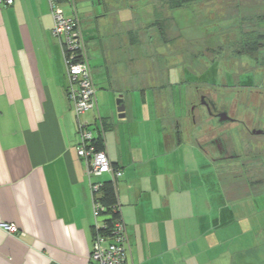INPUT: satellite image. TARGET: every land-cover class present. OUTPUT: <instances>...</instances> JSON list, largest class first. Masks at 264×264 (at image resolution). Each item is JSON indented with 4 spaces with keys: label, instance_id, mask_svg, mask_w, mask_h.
Segmentation results:
<instances>
[{
    "label": "crops",
    "instance_id": "obj_1",
    "mask_svg": "<svg viewBox=\"0 0 264 264\" xmlns=\"http://www.w3.org/2000/svg\"><path fill=\"white\" fill-rule=\"evenodd\" d=\"M135 1L146 2L62 3L65 15L79 20L96 86V105L79 118L67 97L48 0L0 5V223L17 228L0 227V264H92L90 181L112 179L128 259L136 264H264V161L258 158L259 174L236 175L217 166L220 160L204 149L201 134L181 138L198 126L193 115L203 107L191 100L203 93L195 82L202 84L209 70L214 84V63L198 65L205 72L197 77L185 58L156 50L160 39L171 41V30L187 22L186 6L167 11L162 36L155 11L164 10L155 2L165 0H153L154 8L140 13ZM247 2L240 17L264 16V0ZM259 24L263 29L264 21ZM215 29L211 33L219 34ZM245 82L250 96L252 82ZM254 91L264 97L263 87ZM115 98L122 100L123 117ZM184 115L191 116V127L184 126ZM78 120L93 141L102 140L121 177L88 178L77 154Z\"/></svg>",
    "mask_w": 264,
    "mask_h": 264
},
{
    "label": "rangeland",
    "instance_id": "obj_2",
    "mask_svg": "<svg viewBox=\"0 0 264 264\" xmlns=\"http://www.w3.org/2000/svg\"><path fill=\"white\" fill-rule=\"evenodd\" d=\"M247 1L249 0H199L193 3L191 12L186 11L189 19L187 22H181L178 27L182 36H178V30L174 31L172 29L171 41H165V38L167 39L165 36L164 39H160L161 46L156 49L157 51L160 49L159 52H163L164 55L168 54L167 50L170 49L173 59L182 60L185 58L187 68L195 73L197 77L199 73L205 72L202 69L199 70L200 66L205 68L204 65L210 66L211 61H214L213 66L217 73L216 76L214 74L215 83H210L212 76L209 70L202 76V81H204L202 84H198V81L195 83L199 86V93L211 97L217 107L225 109L237 120L220 123L215 118L209 117L206 110L202 108L201 115H197L196 111L197 116L194 117L193 115L198 126L192 125L191 127L189 118L191 116L184 115L187 118H182L184 119L182 122L184 126L187 123L189 124L191 132L186 135L183 134L181 138L192 140L193 137L201 134L204 140L203 143L210 146L212 137L223 136L235 153L241 156L238 158H224V160L218 159L220 161H218L217 166L222 169L225 168L224 170H228L227 167H229L230 172L236 175L242 173L244 177L248 174L250 176L259 174L258 158L264 161V135L248 133L249 129L254 126L264 129V97L260 98L261 96L257 95L260 93L254 91L256 87H263L264 91V86L260 85L259 79L263 77L264 81V28H256L253 25L256 22L252 19L253 17L246 19L238 17L241 15V6L248 3ZM133 3H136V1ZM159 3L161 2H155L157 6ZM150 4L154 8L153 0H146L144 3L143 1L138 2L133 7L137 13H140L142 9L148 10L147 6ZM135 11L133 12L135 13ZM182 12L184 13L183 10ZM196 23L197 25H195ZM231 24L236 25V28L226 31L225 28ZM199 27L201 28L199 29ZM194 28H196L197 34L194 33ZM215 28L219 30V34L211 33ZM208 29L210 32H208ZM241 32H255V35L249 36L250 39L260 36V38H256L261 44L256 52L250 55L239 53L241 45L237 41L242 37ZM246 39L248 40V36H246ZM163 40L164 43H162ZM154 54V57H156L157 52L154 51ZM186 57L189 58L186 59ZM246 71L250 72V76ZM246 79H248V82H252L253 87L250 90L253 91H250V93L254 95L253 98L245 93L243 83H246ZM247 94H249V91H247ZM197 96V94L193 95L191 100V102H197L196 109L200 108ZM116 100L117 98H115V102ZM177 109L180 110V106ZM170 120H172L171 117ZM212 151L215 153L214 150ZM255 158L257 159L251 161Z\"/></svg>",
    "mask_w": 264,
    "mask_h": 264
},
{
    "label": "built area",
    "instance_id": "obj_3",
    "mask_svg": "<svg viewBox=\"0 0 264 264\" xmlns=\"http://www.w3.org/2000/svg\"><path fill=\"white\" fill-rule=\"evenodd\" d=\"M14 0H0V5H11ZM66 0H48L53 26L51 33L58 40L63 54L65 74L67 80V97L72 103L76 117L94 108L96 105V86L93 80L92 69L89 64L86 44L80 23L77 17H68L62 8ZM74 10V3L70 2ZM80 144L77 154L82 158L88 178L110 173L112 178H119L122 172L113 167L104 150H95L93 135L86 125L78 120ZM93 205V240L89 254L92 264H136L128 259L130 251L129 238L125 223L120 212L118 200L111 206V210L119 211L111 227H106L102 220L103 206L94 200V193L100 187L99 182H92ZM0 227L17 233V228L11 223H0ZM105 230H108L104 232Z\"/></svg>",
    "mask_w": 264,
    "mask_h": 264
},
{
    "label": "trees",
    "instance_id": "obj_4",
    "mask_svg": "<svg viewBox=\"0 0 264 264\" xmlns=\"http://www.w3.org/2000/svg\"><path fill=\"white\" fill-rule=\"evenodd\" d=\"M197 1H199V0H165L164 3H160L159 5H160L161 9L163 7L164 15L159 11L157 12V7H156V11H155L156 27L158 28V31L160 32V34L163 36V24L169 22V20L167 18V11L168 10L173 11V10H177L181 7L184 8V6H186L187 9L189 11H191V9H192L191 6L193 5V3H196ZM238 17L241 18L240 15ZM244 19H246V18H244ZM252 19H254L256 21L255 23H253V25H255V27L258 28V26L260 25L259 23L264 21V16H255V18L253 17ZM252 19H250V20H252ZM194 33L197 34L195 32V30H194ZM254 33L255 32H253V33H250V32H246V33L243 32L242 33L241 32L242 37L239 38L237 41V42H240V45H241V50L239 51L240 54L250 55V54L256 52L258 47L261 45L260 42L258 41V39H256V38H260V36L259 37L256 36L255 39H254V37H253V39L249 38V36H251ZM211 35H213V34H211ZM246 36H248V40L246 39ZM212 63H214V61ZM93 144H94L95 150H97V151L103 150V148H104L103 142L99 138L97 140L93 141ZM112 166H113V164H112ZM113 167H115V166H113ZM99 184H100V187L94 193V200L96 202H98L101 206H103L104 209H103V211H101L102 220L105 222L106 227H111L113 221L119 217V211L111 210V206L117 200L114 181H113V179L112 180H105V181L99 182ZM106 231H108V230H105L104 232H106Z\"/></svg>",
    "mask_w": 264,
    "mask_h": 264
},
{
    "label": "flooded vegetation",
    "instance_id": "obj_5",
    "mask_svg": "<svg viewBox=\"0 0 264 264\" xmlns=\"http://www.w3.org/2000/svg\"><path fill=\"white\" fill-rule=\"evenodd\" d=\"M198 105H200V107H203L206 110L207 115L209 117L215 118L217 121L219 120V118L225 117L224 115H222V113L224 112L227 113V115L231 118L228 112L223 108L217 107L214 103V100H212V98L209 97L208 95L201 94L198 98ZM248 133L256 134V135H264V129L254 126L249 129ZM203 147L207 151L214 150L217 159L238 158L241 156L235 153L233 148L230 147V145L225 141V138L223 136L213 137V139L210 141V146H206V144H204Z\"/></svg>",
    "mask_w": 264,
    "mask_h": 264
},
{
    "label": "water",
    "instance_id": "obj_6",
    "mask_svg": "<svg viewBox=\"0 0 264 264\" xmlns=\"http://www.w3.org/2000/svg\"><path fill=\"white\" fill-rule=\"evenodd\" d=\"M119 103H121V104H119V106L117 107V111H118V116L119 117H123L124 116V106H123V104H122V100L121 99H119V100H117ZM222 115H224L225 117H222V118H219V122L220 123H223V122H226V121H230V120H232L228 115H227V113H222ZM228 119V120H227Z\"/></svg>",
    "mask_w": 264,
    "mask_h": 264
}]
</instances>
